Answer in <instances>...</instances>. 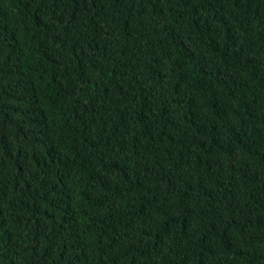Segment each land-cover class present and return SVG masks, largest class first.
Here are the masks:
<instances>
[{"label": "trees", "instance_id": "16d2710c", "mask_svg": "<svg viewBox=\"0 0 264 264\" xmlns=\"http://www.w3.org/2000/svg\"><path fill=\"white\" fill-rule=\"evenodd\" d=\"M0 264H264V0H0Z\"/></svg>", "mask_w": 264, "mask_h": 264}]
</instances>
